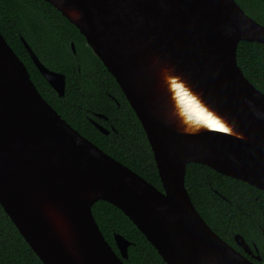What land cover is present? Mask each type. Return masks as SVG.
<instances>
[{
  "label": "water",
  "instance_id": "water-1",
  "mask_svg": "<svg viewBox=\"0 0 264 264\" xmlns=\"http://www.w3.org/2000/svg\"><path fill=\"white\" fill-rule=\"evenodd\" d=\"M75 24L113 74L151 145L163 190L69 123L41 94L0 30V204L45 264H125L93 214L99 200L121 209L167 264H258L205 220L186 187L200 163L264 190V92L237 60L241 41L264 43V24L237 0H46ZM34 63L57 91L66 74ZM74 52L75 44L72 43ZM183 82L224 120L228 133L191 121L171 80ZM95 125L104 133L110 130Z\"/></svg>",
  "mask_w": 264,
  "mask_h": 264
},
{
  "label": "trees",
  "instance_id": "trees-1",
  "mask_svg": "<svg viewBox=\"0 0 264 264\" xmlns=\"http://www.w3.org/2000/svg\"><path fill=\"white\" fill-rule=\"evenodd\" d=\"M264 24V0H237ZM0 30L25 62L41 94L82 134L163 190L146 132L122 88L86 37L46 0H0ZM22 36L49 68L66 74L60 96L34 63ZM72 43L75 44L74 52ZM237 60L250 81L264 92V43L241 41ZM108 128V134L96 125ZM186 187L208 224L227 242L240 233L253 251L258 247L264 264V190L221 174L205 164L190 163ZM105 238L119 250L115 234L132 243L125 264H167L133 221L106 200L93 205ZM0 264H45L22 236L0 204Z\"/></svg>",
  "mask_w": 264,
  "mask_h": 264
},
{
  "label": "snow or ice",
  "instance_id": "snow-or-ice-1",
  "mask_svg": "<svg viewBox=\"0 0 264 264\" xmlns=\"http://www.w3.org/2000/svg\"><path fill=\"white\" fill-rule=\"evenodd\" d=\"M175 87L179 89L177 95L180 98V103L184 105L186 111L193 113L197 119L204 121L210 127L218 126L220 132L228 133L230 131V129L226 127L224 123L215 120L211 113H207L203 109H201L200 106L195 103L192 97L183 92V89L180 85H175Z\"/></svg>",
  "mask_w": 264,
  "mask_h": 264
},
{
  "label": "clouds",
  "instance_id": "clouds-1",
  "mask_svg": "<svg viewBox=\"0 0 264 264\" xmlns=\"http://www.w3.org/2000/svg\"><path fill=\"white\" fill-rule=\"evenodd\" d=\"M175 85H180L181 88L183 89V92L187 93L188 96L192 97L193 100L195 101V103L198 104V105L200 106L201 109H203V110H204L205 112H207V113H211V112H209V111L207 110V108L201 103L200 99H199L194 93H192L190 89H188V88H186V87L184 86L183 82H175V81H174V82L172 83V86H171V87H172V91L174 92V94L177 95V92L179 91V89H178L177 87H175ZM179 99H180V98H179ZM181 105H183V104H181ZM183 111H184L185 113H188V114H189V115H188V119H189V120L194 119L197 123L202 124V125H205V126H207L209 129H211V130H219L218 126H217V127H210V126H209L207 123H205L204 121L197 119L196 116H195L193 113H191V112L185 110L184 105H183ZM211 115L213 116L212 113H211ZM213 117H214V116H213ZM214 118H215V120L220 121V119H218V118H216V117H214Z\"/></svg>",
  "mask_w": 264,
  "mask_h": 264
},
{
  "label": "bare ground",
  "instance_id": "bare-ground-1",
  "mask_svg": "<svg viewBox=\"0 0 264 264\" xmlns=\"http://www.w3.org/2000/svg\"><path fill=\"white\" fill-rule=\"evenodd\" d=\"M171 81V86H172V83L175 81L176 82V79H172V78H169ZM178 82V81H177ZM178 98H179V96H178ZM179 102H180V100H179ZM183 106V105H182ZM182 112H184V111H182ZM187 115H189L188 113H186ZM213 114V113H212ZM213 116L214 117H216V118H218V119H220V121L222 122V123H224L225 124V126L226 127H228L229 129H231V127L228 125V124H226L225 122H224V120H222L221 118H219L217 115H215V114H213ZM202 126H205V125H202V124H199V123H197L194 119H192L189 123H188V125L186 126V124H185V126H184V128L186 129V130H189V131H197V130H199V129H201L202 128ZM230 132V131H229Z\"/></svg>",
  "mask_w": 264,
  "mask_h": 264
},
{
  "label": "flooded vegetation",
  "instance_id": "flooded-vegetation-1",
  "mask_svg": "<svg viewBox=\"0 0 264 264\" xmlns=\"http://www.w3.org/2000/svg\"><path fill=\"white\" fill-rule=\"evenodd\" d=\"M239 247V246H238ZM241 248V247H240ZM242 249V248H241ZM240 250V249H239ZM241 251H243V249L241 250ZM256 251V250H255ZM255 254H258V252L256 253V252H254ZM254 259H256V258H253V260ZM256 260H258V259H256ZM259 261H261V260H259Z\"/></svg>",
  "mask_w": 264,
  "mask_h": 264
}]
</instances>
